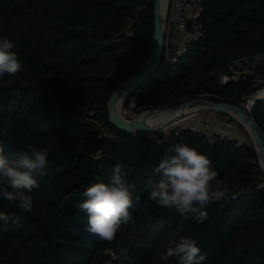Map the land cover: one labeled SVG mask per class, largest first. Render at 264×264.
I'll return each mask as SVG.
<instances>
[{
    "label": "trees",
    "instance_id": "16d2710c",
    "mask_svg": "<svg viewBox=\"0 0 264 264\" xmlns=\"http://www.w3.org/2000/svg\"><path fill=\"white\" fill-rule=\"evenodd\" d=\"M154 4L0 0V38L15 43L22 65L16 77L0 78V128L5 122L9 126L7 135H0V148L9 158L28 144L48 152V170L37 177L38 187L30 193L33 211L18 212L19 224L0 220V264H106L108 249L120 252L125 264H178L176 257H160L169 241L185 236L197 241L206 256L202 264H264V173L240 122L214 111L223 121H235L243 140L218 136L210 142L187 127L163 138L158 129L126 131L109 119L110 94L151 53ZM203 5L202 36L175 63L161 61L124 106L133 98L134 108L141 111L205 93L216 101L242 104L264 85V62L254 64L247 76L226 82L217 77L232 75L241 59L264 55V0H203ZM127 46L134 47L136 65L124 52ZM169 89L178 98L169 100ZM90 112L104 120L108 134L88 121ZM247 112L264 136V98ZM175 144H187L209 157L217 179L228 186L227 197L205 206L208 218L203 223L154 202L143 205L147 183L158 178L153 169ZM117 163L128 171L129 185H135L130 213L136 224L122 225L108 242L86 231L87 213L78 205L87 187L109 181ZM0 211L17 209L0 197Z\"/></svg>",
    "mask_w": 264,
    "mask_h": 264
},
{
    "label": "clouds",
    "instance_id": "9594fccd",
    "mask_svg": "<svg viewBox=\"0 0 264 264\" xmlns=\"http://www.w3.org/2000/svg\"><path fill=\"white\" fill-rule=\"evenodd\" d=\"M15 43L7 36L0 38V78L5 75L16 77L21 70ZM13 83L12 79L7 81ZM8 123L0 128V135H7ZM9 158L0 148V197L13 204L17 212L0 211V220L5 223L19 224L18 212L31 213L34 200L30 193L38 187L37 177L48 170V152L28 144L26 150L13 154ZM158 177L149 180L148 193L144 207L154 202L158 207L175 210L185 218L193 217L197 223L208 218L205 206L225 198L229 189L218 173L212 170L211 160L206 155L187 144L171 146L153 169ZM129 175L123 164L114 165L108 182L93 183L83 192L85 199L78 207L87 213L86 231L103 241L115 239L122 225L136 224L130 208L133 205L132 193L135 185H129ZM139 201V197L136 198ZM197 241L191 236L179 241L168 242L161 260L176 257L178 264H202L206 256L200 254Z\"/></svg>",
    "mask_w": 264,
    "mask_h": 264
},
{
    "label": "water",
    "instance_id": "95a60500",
    "mask_svg": "<svg viewBox=\"0 0 264 264\" xmlns=\"http://www.w3.org/2000/svg\"><path fill=\"white\" fill-rule=\"evenodd\" d=\"M169 0H165L163 13L160 11L161 0H155L154 4V35L151 53L145 65L130 76L127 80L118 85L110 94L107 101L108 113L110 121L120 129L126 131H151L156 130L160 126H166L174 123L184 116L188 110L199 108H210L213 111L228 113L240 122L249 133L253 145L258 154V159L264 173V136L259 131L257 124L250 113L245 110V106L233 101H216L205 94L184 99L176 104L154 106L143 109L134 119H125L118 114V107L133 93L136 92L142 84L150 80L152 74L161 66V56L163 48V30L162 15L164 14ZM264 98L261 93L254 94L249 101L253 104L257 99ZM251 108V107H250ZM171 114L165 118L156 121L149 120L151 112H166Z\"/></svg>",
    "mask_w": 264,
    "mask_h": 264
},
{
    "label": "built area",
    "instance_id": "2783aa9c",
    "mask_svg": "<svg viewBox=\"0 0 264 264\" xmlns=\"http://www.w3.org/2000/svg\"><path fill=\"white\" fill-rule=\"evenodd\" d=\"M204 5L203 0H169L167 8L162 15V30H163V48L161 61L165 64L175 63L182 57L189 44L200 38L203 34V24L200 20V16L203 12ZM220 81L226 82L229 79H237L238 76L234 73L227 75L220 74ZM213 94L205 93V96L210 97ZM251 98V97H250ZM243 106L247 110H250L252 103L249 98L246 100V104L243 102ZM129 106L134 107L133 98ZM136 117L131 116L129 119ZM187 127L195 132L203 134L208 141L212 142L216 137H224L229 135L219 130H215L208 124L199 121L181 122L178 120L172 123L171 126L161 128L162 137L167 138L173 133L177 134L181 128ZM161 141L160 138L157 139ZM110 258L106 264H125L124 257L120 255V252L115 249H108Z\"/></svg>",
    "mask_w": 264,
    "mask_h": 264
},
{
    "label": "rangeland",
    "instance_id": "374dc122",
    "mask_svg": "<svg viewBox=\"0 0 264 264\" xmlns=\"http://www.w3.org/2000/svg\"><path fill=\"white\" fill-rule=\"evenodd\" d=\"M124 31H125L126 34L130 33V31H131L130 30V25H128L124 29ZM124 52L127 55H130L132 60H135V65L139 62V60L136 59V57H135L134 47L127 46V47L124 48ZM247 59H250V58L241 59V60H243L242 62H241V60H239L236 63V66L232 67L233 73L235 75H237L238 77L240 75H245V76L249 75L252 72V70H253L254 64L259 63V62H264V55H257L255 57H253V59H250V60H247ZM141 63L142 62H140L139 64H141ZM248 63H250L251 65H249V66L246 65ZM220 76H221L220 74H217V77L219 79H220ZM263 92H264V85L261 86L255 92V94L256 93H261L264 96ZM166 96H167V98L169 100H173L174 98H178V94L176 93V91L174 89H169L167 91V93H166ZM244 103L246 104V101ZM139 112H140V110L137 111L134 107L124 106L123 104H120L119 107H118L119 116H121V117H123L125 119H129L131 116L137 117ZM92 113L93 112H90V114H88V117H87L88 121L91 122V124L94 126V128L98 129L100 132L108 134L107 127H106V124H105L104 120L101 117H99V116L92 115ZM152 113H154V112H151L149 114V119H150V116H151ZM198 114H199V116H198ZM200 114L202 115V113L199 112L198 109L188 110V111H186L184 113V116L181 119H179V120H181V122H190V120H194L196 118L195 116L200 118ZM199 122H201V121H199ZM227 124H228V126H227V128L225 130L227 135H229L230 137L235 138V139H237L239 141H242L243 140V134H242L241 130L239 129L238 124L235 121H230V122L228 121ZM171 125H172V123L169 124V125H166V126H171ZM166 126H160L157 129L158 130H162L161 128L166 127ZM215 128L216 127H214V129ZM215 130H217V129H215Z\"/></svg>",
    "mask_w": 264,
    "mask_h": 264
},
{
    "label": "crops",
    "instance_id": "0c3cea01",
    "mask_svg": "<svg viewBox=\"0 0 264 264\" xmlns=\"http://www.w3.org/2000/svg\"><path fill=\"white\" fill-rule=\"evenodd\" d=\"M198 116H199V114H198ZM195 117L196 118L194 120H190V121H192V122L201 121V122H203L205 124L210 125L211 127H213V126L216 127L215 129H217L219 131H222V132L226 133L225 130H226L227 126H228V124H227L228 121H223L220 118H218L215 115L214 111H209L206 114H202V115L200 114V118L197 117V116H195Z\"/></svg>",
    "mask_w": 264,
    "mask_h": 264
},
{
    "label": "bare ground",
    "instance_id": "6f19581e",
    "mask_svg": "<svg viewBox=\"0 0 264 264\" xmlns=\"http://www.w3.org/2000/svg\"><path fill=\"white\" fill-rule=\"evenodd\" d=\"M164 6H165V0H161V3H160V11H161V13H163ZM170 114H171L170 111H166V112H156V113L154 112V113L151 114L149 120L156 121V120H159L161 118H165V117H167Z\"/></svg>",
    "mask_w": 264,
    "mask_h": 264
}]
</instances>
